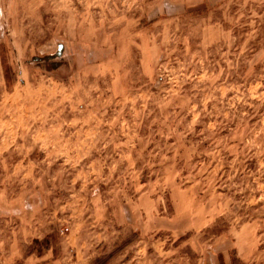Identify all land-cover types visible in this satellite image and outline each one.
I'll list each match as a JSON object with an SVG mask.
<instances>
[{
    "label": "rangeland",
    "instance_id": "rangeland-1",
    "mask_svg": "<svg viewBox=\"0 0 264 264\" xmlns=\"http://www.w3.org/2000/svg\"><path fill=\"white\" fill-rule=\"evenodd\" d=\"M0 264H264V0H0Z\"/></svg>",
    "mask_w": 264,
    "mask_h": 264
}]
</instances>
